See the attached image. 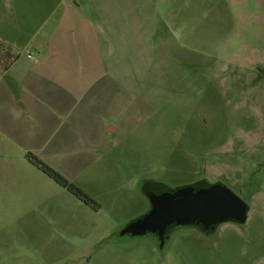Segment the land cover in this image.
<instances>
[{
  "label": "rangeland",
  "instance_id": "374dc122",
  "mask_svg": "<svg viewBox=\"0 0 264 264\" xmlns=\"http://www.w3.org/2000/svg\"><path fill=\"white\" fill-rule=\"evenodd\" d=\"M91 48L109 57L116 131L106 149L70 148L67 162L85 166L65 163L66 175L34 118L28 147L0 128L8 160L35 169L23 170L28 195L1 193L0 264H264V0H0V116L10 97L30 116L23 80L49 52ZM199 182L228 186L248 204L245 222L127 233L150 213L149 193Z\"/></svg>",
  "mask_w": 264,
  "mask_h": 264
},
{
  "label": "crops",
  "instance_id": "0c3cea01",
  "mask_svg": "<svg viewBox=\"0 0 264 264\" xmlns=\"http://www.w3.org/2000/svg\"><path fill=\"white\" fill-rule=\"evenodd\" d=\"M64 7L71 11L66 3ZM76 28L83 42L88 41L86 33L91 31L90 22L85 18L78 19ZM108 58L95 48L78 54L69 50L49 52L44 62L46 67L35 68L37 74L23 80L22 99L28 104L30 116L19 111V105L24 102L17 104L14 97L5 100L4 113L0 116L2 134L19 147V140L25 143L30 118H34L37 127H43L45 133L47 130L52 147L62 154H59L60 167L55 165L57 169L67 175L65 163L71 164L73 169L84 167V163L77 160L67 162L69 159L64 155L79 145L94 151L106 149L107 134L116 131L110 123L115 114V80L107 73ZM12 147L0 145V155L6 157V161L0 163V198L6 187L28 195L29 185L25 183H30L29 174L23 170H35L31 165L11 163L8 159ZM24 147H28L26 143Z\"/></svg>",
  "mask_w": 264,
  "mask_h": 264
},
{
  "label": "water",
  "instance_id": "95a60500",
  "mask_svg": "<svg viewBox=\"0 0 264 264\" xmlns=\"http://www.w3.org/2000/svg\"><path fill=\"white\" fill-rule=\"evenodd\" d=\"M151 211L128 230L132 235L153 232L160 240L179 225H196L212 232L223 221L243 223L248 204L222 183L199 182L176 190L160 187L149 193Z\"/></svg>",
  "mask_w": 264,
  "mask_h": 264
},
{
  "label": "trees",
  "instance_id": "16d2710c",
  "mask_svg": "<svg viewBox=\"0 0 264 264\" xmlns=\"http://www.w3.org/2000/svg\"><path fill=\"white\" fill-rule=\"evenodd\" d=\"M28 159L32 164H34L38 169H40L42 172L47 174V176L53 179L61 187L66 188L67 190L74 193L75 195H83V192L81 191V189H79L74 183H72L65 176H63L59 171L51 167L49 164H47L44 160H42L35 154L29 153Z\"/></svg>",
  "mask_w": 264,
  "mask_h": 264
},
{
  "label": "flooded vegetation",
  "instance_id": "af4514ba",
  "mask_svg": "<svg viewBox=\"0 0 264 264\" xmlns=\"http://www.w3.org/2000/svg\"><path fill=\"white\" fill-rule=\"evenodd\" d=\"M127 233H129V232H127ZM130 234V233H129ZM156 236V235H155ZM157 237V236H156ZM167 237V235L165 236V238ZM158 238V237H157Z\"/></svg>",
  "mask_w": 264,
  "mask_h": 264
}]
</instances>
